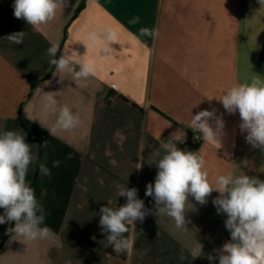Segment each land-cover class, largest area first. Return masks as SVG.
<instances>
[{
  "label": "crops",
  "instance_id": "crops-1",
  "mask_svg": "<svg viewBox=\"0 0 264 264\" xmlns=\"http://www.w3.org/2000/svg\"><path fill=\"white\" fill-rule=\"evenodd\" d=\"M13 3L0 0V133L18 132L30 144L34 160L27 180L54 236L26 241L8 232L14 222L0 224V264H219L208 256L218 257L231 239L227 215L218 214L212 203L219 193L204 205L189 197L187 223L177 229L165 213L155 214L146 185L154 184L156 164L165 154L162 141L178 129L184 139L201 138L198 147L174 143L183 151L203 152L210 177L231 172L264 180V152L247 143L239 112L229 114L215 98L234 83L255 76L264 80V5L259 0H86L77 12L82 0H71L38 31L14 17ZM134 17L139 24L129 23ZM142 27L156 35L140 36ZM109 29L117 33L116 41H89L90 33ZM20 31L26 33L22 44L4 39ZM52 44L60 47L56 57L47 52ZM105 46L114 50L111 56H103ZM87 48L96 65L87 81L76 82L50 65L64 50L84 55ZM43 92H57L58 107L67 105L79 115L75 129L50 134L56 116L42 111ZM205 109L215 110L209 121L214 128L216 118L223 120L220 145L189 127L191 115ZM53 161L59 166L53 168ZM41 163L50 177L40 173ZM117 184L138 189L151 210L143 223L131 226L134 244L125 261L110 256L99 225L101 207L126 203Z\"/></svg>",
  "mask_w": 264,
  "mask_h": 264
},
{
  "label": "clouds",
  "instance_id": "clouds-1",
  "mask_svg": "<svg viewBox=\"0 0 264 264\" xmlns=\"http://www.w3.org/2000/svg\"><path fill=\"white\" fill-rule=\"evenodd\" d=\"M259 3L264 5V0H259ZM70 4L71 0H14L12 7L16 19L24 20L39 31L41 26L56 18L58 9H65ZM129 23L139 24L140 18L134 17ZM139 34L156 35L153 29L147 27L140 28ZM25 35L24 31L13 32L4 39L22 44ZM88 39L92 44L114 42L117 33L109 29L102 34L90 33ZM59 50V45L52 44L47 52L49 56L56 57ZM102 50L105 57L114 52L109 46ZM87 57L88 48L84 55L64 50L59 59L50 60V65L55 66L56 72L72 75L76 82L87 81L96 74L95 63ZM77 66L79 70H76ZM56 93L43 92L39 101L44 113L56 116L54 124L48 129L53 136L58 131H71L80 123L79 115L67 105L58 107ZM215 98L229 114L239 112L240 129L242 133L247 132V143L264 152V80L255 76L250 82L234 83ZM214 116L215 110H201L191 115L189 127L193 132L200 133L204 141L220 145L224 123L216 118L214 128L209 123ZM185 135L178 129L170 134L167 142L162 141L165 154L156 164L158 171L154 184L148 183L145 191V196L154 200L155 214L165 213L174 220L177 229L183 228L187 223L185 208L189 197L204 205L207 198L217 192L219 195L212 203L218 214L227 215L225 227L231 239L219 250L218 257L209 255L208 259L218 258L219 264H264V180L231 172L210 177L203 152L183 151L175 146L174 141L183 142ZM156 139L161 140L160 134ZM33 160L31 146L23 135L15 131L0 133V209H3L0 224L14 222L15 226L8 232L14 234L13 238L21 237L26 241L47 240L54 236L52 229L44 224L43 207L27 180ZM59 164V161H53L52 167ZM39 169L42 175L51 176L46 164L41 163ZM116 187L118 196L125 197L126 203L117 208L101 207L99 225L102 233L107 234L108 244L119 255L131 252L134 241L125 234L136 221L143 223L151 210L146 209L144 201L138 198V189L120 184ZM201 247L199 254L192 253L194 258L201 254ZM179 259H185L183 252Z\"/></svg>",
  "mask_w": 264,
  "mask_h": 264
},
{
  "label": "trees",
  "instance_id": "trees-1",
  "mask_svg": "<svg viewBox=\"0 0 264 264\" xmlns=\"http://www.w3.org/2000/svg\"><path fill=\"white\" fill-rule=\"evenodd\" d=\"M85 2H86V0H82V3L80 4V6L78 7V10H77V12L85 5ZM111 97H112V95H109L108 96V99H107V103L109 104L110 102H111ZM130 229H131V227H130ZM130 230H129V232L128 233H126L125 235L126 236H129L130 237ZM110 250H109V254H110V256L112 257V258H114V259H117V261L119 260V261H125L126 260V258H127V256H128V252H124V253H121V254H116L113 250H112V247L110 246V248H109Z\"/></svg>",
  "mask_w": 264,
  "mask_h": 264
},
{
  "label": "built area",
  "instance_id": "built-area-1",
  "mask_svg": "<svg viewBox=\"0 0 264 264\" xmlns=\"http://www.w3.org/2000/svg\"><path fill=\"white\" fill-rule=\"evenodd\" d=\"M201 144V138L197 134H191L189 137L180 142L181 147L191 146L198 147Z\"/></svg>",
  "mask_w": 264,
  "mask_h": 264
}]
</instances>
